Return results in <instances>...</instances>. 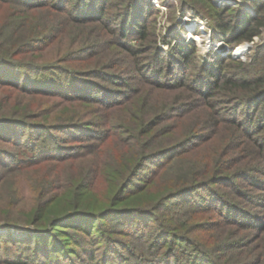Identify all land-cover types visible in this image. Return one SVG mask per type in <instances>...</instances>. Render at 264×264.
Wrapping results in <instances>:
<instances>
[{
	"label": "trees",
	"instance_id": "obj_1",
	"mask_svg": "<svg viewBox=\"0 0 264 264\" xmlns=\"http://www.w3.org/2000/svg\"><path fill=\"white\" fill-rule=\"evenodd\" d=\"M189 1L206 9L207 15L196 12L209 20L214 41L234 48L264 34V0L219 8L211 0ZM155 14L149 0H0V184L8 181L12 198L27 199L21 224L35 230L22 239L0 236V252L8 243L24 248L4 260L0 253V263L264 264V42L245 61L228 52L197 62L194 45L163 51L151 31L150 49L141 48ZM67 33L72 40L64 41L62 59L45 60L42 54L59 49ZM106 45L127 55L125 71H107L99 55ZM93 57L95 67L84 68ZM151 91L175 95L150 111ZM176 116L197 119L186 136L159 147L157 126ZM218 126L230 128L228 150L251 146L244 171H227L237 160L217 157L203 181L187 178L197 175L190 167L177 177L183 186L155 206L138 204L167 171L160 170L164 158L200 148ZM207 186L229 187L233 197L218 198ZM198 190V198L187 197ZM16 205H0L2 225L18 224ZM170 205L177 211L155 217L148 229L149 210ZM211 211L236 231L233 243L214 251L188 235L191 226L200 231L209 224L189 219ZM247 237L254 240L241 241Z\"/></svg>",
	"mask_w": 264,
	"mask_h": 264
},
{
	"label": "rangeland",
	"instance_id": "obj_2",
	"mask_svg": "<svg viewBox=\"0 0 264 264\" xmlns=\"http://www.w3.org/2000/svg\"><path fill=\"white\" fill-rule=\"evenodd\" d=\"M152 7L156 10V14L152 20L151 25H149V33H148V40L147 42H143L141 45V48L144 47V49H150L151 43H150V31L151 34L154 35L155 38V46L162 49L163 51H168L175 43H189L195 46L196 48V59L197 62H207L210 61L213 57H216V55H225L228 52L231 53L232 59L236 61H245L247 56L250 54L251 48L258 43L264 42V34H262L260 37H255L252 42H243L240 45L231 48L222 41H214L212 39L211 35V27L209 20L199 14L198 12H202L204 15H207L206 9L202 6V3L196 2V1H189V0H149ZM239 2V0H211V3L215 5L216 7L223 6L224 3H230L234 4ZM246 5V4H245ZM247 6V5H246ZM249 10H251L248 6L246 7ZM117 10V9H116ZM198 11V12H196ZM252 12V11H251ZM253 13V12H252ZM81 31V30H79ZM84 34V33H83ZM85 34L87 36H90L91 33L89 31H86ZM72 34L67 33L66 35L62 36L65 39L63 40V43L60 45L59 49H50L49 54H42L45 57V60H54V59H62L63 55L65 54L63 52V49H67L68 45L67 43L72 40ZM85 36V35H84ZM60 37V36H59ZM153 38V40H154ZM66 41V42H64ZM170 41V42H169ZM153 44V45H154ZM240 46H249L250 50H246L239 55H235L234 52L236 49ZM75 48L78 46H74ZM99 55L105 58L104 63L105 65H110L108 72L111 73H121L122 71H125V69L128 67V62L130 63L129 59L127 58V55L119 50L116 46H104L100 47L99 49ZM148 55V54H147ZM95 57L92 58V65L86 64L84 68L91 69L95 67L96 60H94ZM102 63V62H101ZM75 63H72V66H74ZM107 67V66H106ZM150 98L147 99V108L150 111H153L154 106H161L162 103H166L171 98L174 97V92L172 93H162V92H152L150 93ZM166 100V101H165ZM136 105V103H135ZM56 106V105H55ZM53 106L52 108H54ZM150 111L148 112V115H150ZM196 117H192L189 120H184L182 117L176 116L174 120L167 121V122H161L157 126V130L160 133L161 137L157 139V145L161 147L163 144H170L174 141H178L188 132L189 128L193 126V124L196 123ZM41 121H44L42 119H39ZM167 129L170 131L166 134L165 131ZM165 132V134H163ZM211 140L203 142L204 144L200 148L198 145L195 148L190 147L186 149L185 151L175 154V155H169L166 158L160 162V170L166 171L162 176L158 175L156 176L149 184V189L147 190V193L144 194V198L140 201H138V204H143L145 207H152L157 204V200H159L161 197L168 195L169 193H172L179 187L183 186L181 183L177 184L176 180L177 177L182 175L186 170H188L190 167H193L197 171V175L193 178H189L190 180H194V182H201L204 179V171L209 168L210 161L214 160L217 157L225 156L226 158L230 157L232 161L237 160L239 164L232 165L231 167H227L224 169H227L229 172L235 171L242 172L244 171L243 167L245 166L247 159H250V149L251 146L247 145H241L240 148L235 150H228L227 143L229 142V136L230 135V128L218 126L217 129H214L211 131ZM154 132H150V134L147 137H150L153 135ZM205 134V133H204ZM154 137V136H153ZM198 147V148H197ZM247 149H246V148ZM89 157V156H87ZM89 159V158H87ZM76 160H74L75 162ZM89 160H83L82 162H86ZM240 161V162H239ZM79 162L73 163V167L76 168L78 166ZM66 170L69 172L70 168H66ZM29 174L31 175H37V174H44L42 171H31ZM206 175V174H205ZM211 175H206V177H210ZM24 178H27L23 176ZM209 179V178H208ZM238 185L239 182H237ZM29 184V183H28ZM183 184L188 185L189 182H185ZM31 185V183L29 184ZM19 187L21 189H25L26 184H22ZM10 189L11 184L7 182H2L0 184V205L2 208L8 207L9 202H14L17 204L16 213H14L12 217V221L17 222L18 224L16 226H4L0 222V236L10 234L11 237L16 239H22L25 238L27 233H35V230L31 226H23L21 223L23 222V218L21 216L22 210L24 207L27 208V199H21L20 194L15 196L14 198L10 195ZM207 189L212 190L218 198L221 196H224L226 199L229 197L232 198L233 196H230L229 194L230 188L224 187V186H207ZM199 192H194L189 195H187L188 198L193 199L197 195L203 194L202 191L198 190ZM20 192V191H18ZM25 194V193H24ZM229 195V197H228ZM195 196V197H194ZM196 197V198H198ZM187 199V198H186ZM244 204H246L243 200H240ZM246 206L249 207L248 204ZM164 207V206H163ZM162 207V208H163ZM153 209H150L149 216H146V223H148V229H151L155 223H153V219L155 217H162L169 215L172 212H176L177 210H170L169 208H164L162 210H158V212L154 213ZM174 209V208H173ZM168 210V211H166ZM181 212V211H179ZM162 214V215H161ZM152 215V216H151ZM193 215V214H192ZM193 220H196L198 222H209L207 223V229L206 230H197L196 226L193 228V226L190 227V234L189 236L193 237L194 239H198L199 241H203L204 244H207V249L210 251H214L215 249H220V247H223L224 245H227L226 243H233V238L236 236V231L233 227L227 226L222 224L219 217L216 215L214 211H211L206 214V216H199L193 215L189 221L193 222ZM220 220V221H219ZM0 221H4L3 218H1ZM99 221H95V229L92 232V235H97V225ZM106 224L110 225L112 228L118 227L117 224L113 221H105ZM166 225L172 226L174 223L172 221H168ZM189 225V224H188ZM211 225V226H209ZM102 229L103 226H101ZM106 235V234H105ZM66 235H61L60 237L64 238ZM255 236V235H254ZM79 236H74L76 240L83 239L78 238ZM113 239H119L118 235H112ZM261 238V237H260ZM231 239V240H230ZM253 238H244L241 239L243 242H250L253 241ZM260 239H258L256 242L258 243ZM85 241V239H84ZM255 242V243H256ZM259 243H261L259 241ZM258 243V244H259ZM1 255L2 259L5 258H12L15 253L20 252L21 249H24L22 247H18L15 243H8L7 246L2 245L1 246ZM69 247L75 248V244L70 243ZM100 250L102 249L103 245L100 243ZM98 249V248H97ZM78 250V249H75ZM99 250V249H98ZM30 252L29 250H23L24 255H28ZM215 255V254H213ZM4 264V263H0Z\"/></svg>",
	"mask_w": 264,
	"mask_h": 264
},
{
	"label": "bare ground",
	"instance_id": "obj_3",
	"mask_svg": "<svg viewBox=\"0 0 264 264\" xmlns=\"http://www.w3.org/2000/svg\"><path fill=\"white\" fill-rule=\"evenodd\" d=\"M246 46H240L236 49V51L234 52L235 55H239V53L243 52V50H245Z\"/></svg>",
	"mask_w": 264,
	"mask_h": 264
},
{
	"label": "water",
	"instance_id": "obj_4",
	"mask_svg": "<svg viewBox=\"0 0 264 264\" xmlns=\"http://www.w3.org/2000/svg\"><path fill=\"white\" fill-rule=\"evenodd\" d=\"M249 48H250L249 46H246L244 51L249 50Z\"/></svg>",
	"mask_w": 264,
	"mask_h": 264
}]
</instances>
